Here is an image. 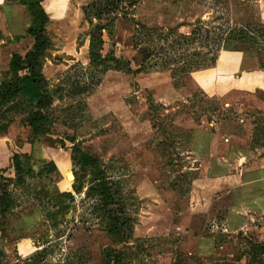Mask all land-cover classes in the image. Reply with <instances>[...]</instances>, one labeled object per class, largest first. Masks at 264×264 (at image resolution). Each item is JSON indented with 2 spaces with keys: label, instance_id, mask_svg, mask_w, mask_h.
I'll return each instance as SVG.
<instances>
[{
  "label": "rangeland",
  "instance_id": "rangeland-1",
  "mask_svg": "<svg viewBox=\"0 0 264 264\" xmlns=\"http://www.w3.org/2000/svg\"><path fill=\"white\" fill-rule=\"evenodd\" d=\"M91 1L40 4L48 45L36 72L48 104L39 109L14 93L0 99V154L9 162L0 169V194L17 205L6 217L9 229H0L8 240L0 264H263V220L226 213L245 168L237 160L256 153L255 135L264 138V45L223 48L213 66L183 73L167 57L145 59L131 41L140 28L161 32L154 42L161 36L165 46L198 23L214 33L226 18L259 26L261 5L130 0L118 15L89 24L83 9ZM32 4L1 1L0 98L4 85L26 74L10 67L31 51L26 30L39 28L28 15ZM192 48L205 52L198 42ZM91 53L108 64L127 61L120 68L129 72L102 73L89 64ZM35 112L44 121L32 132ZM84 157L94 166H82ZM102 188L114 195L107 206L95 193Z\"/></svg>",
  "mask_w": 264,
  "mask_h": 264
},
{
  "label": "trees",
  "instance_id": "trees-1",
  "mask_svg": "<svg viewBox=\"0 0 264 264\" xmlns=\"http://www.w3.org/2000/svg\"><path fill=\"white\" fill-rule=\"evenodd\" d=\"M32 6L28 9L29 17L37 23L38 29L30 27L26 30V34L33 38V45L31 51L25 54L21 59L16 56L13 57L11 63V69L15 72L26 71V74L22 77H17L14 82L9 85H4L5 88L1 95V100L9 98V95L14 93L20 96L28 104H33L37 108L42 109L48 104L46 95L41 90L42 78L36 72L38 66V59L42 57L44 50L48 45V40L44 35V27L48 23V17L41 8L40 4L44 0H31ZM130 0H92L91 3L83 9L84 19L91 24L92 22H100L108 20L115 15H118L119 10L128 4ZM123 9H121L122 11ZM124 16V14H122ZM207 26V25H206ZM205 25L198 23L193 27V30L188 36H177L168 45H161V36H158L159 43L155 44L154 37L159 31H151L149 29L140 28L135 29L134 35L131 41L136 46H141L140 50H137L138 54L145 55V59H151L155 57H167L168 63H174V66H180L181 72L187 73L190 71H197L204 67L213 66L216 62V56L214 53L223 51V48L227 51L240 52V49L244 48L245 45L256 46L264 45V25L251 26L247 25L244 27L231 26L228 18L220 24L219 28H215L217 33L209 31L204 28ZM162 35V34H161ZM167 37V36H166ZM165 37L162 36V39ZM198 42L201 48L204 49V53H196L194 44ZM235 45V48L232 47ZM143 45V46H142ZM242 47V48H241ZM264 51V48H260ZM143 53V54H142ZM163 55V56H161ZM90 65L91 67L101 68L102 73L107 71H128V69L120 68L121 65H128L127 61H119L116 58H111L110 64L105 60H100L99 56L94 53L90 54ZM171 62V63H170ZM181 63V65L179 64ZM29 126L32 132H36L37 124L44 121L43 116L40 112H35L30 115ZM12 162L15 165V170L20 171L18 156L14 155ZM94 160L84 157L82 166H94ZM102 185L105 186L107 183L102 181ZM105 184V185H104ZM97 196L102 197L101 202L104 206L109 205L113 202V193L108 189L102 188L101 190H95ZM61 197L70 198V194L61 195ZM16 202L11 200L8 193L2 191L0 194V218L4 217L9 212H12L16 207ZM106 213V212H105ZM109 216L110 211L107 212ZM107 235L113 239L117 237L118 242L122 241L119 238V233L116 228L108 229ZM264 248V245H263ZM119 257V256H118Z\"/></svg>",
  "mask_w": 264,
  "mask_h": 264
},
{
  "label": "crops",
  "instance_id": "crops-1",
  "mask_svg": "<svg viewBox=\"0 0 264 264\" xmlns=\"http://www.w3.org/2000/svg\"><path fill=\"white\" fill-rule=\"evenodd\" d=\"M1 1L2 0H0V4H1ZM255 4L261 5L260 7L262 9V13H261L262 21L260 24L264 25V0H260V1L257 0ZM0 8H1V13L2 14L4 13L3 15L7 16V12H5L6 11L5 7H0ZM28 23H29V19H27L26 16L24 15L21 19L22 28L24 26L26 27L27 25H29ZM7 26H9L8 23H7ZM23 30H25V28H23ZM204 75H209L208 77H213L214 82H216L217 80L216 72H214V74H211V72L209 71L207 73H204ZM261 139H262V136L255 135V140L259 144L258 149H256V153L252 154L251 156L241 157L237 160V166L238 167L243 166L245 168L240 170L241 174L239 175V179L237 183L235 184V186H233V188L235 189L232 190L231 192V197H232L231 203H230V207L228 208V211L226 214L228 217L230 216V218L232 219H235V220L237 219V220H241L245 222L244 218L247 217L245 215L253 213L256 215L258 219L263 220L264 222V138L262 142H261ZM2 155L3 154H0V169H3L4 167L8 166V163H9L7 156H6L5 162H2ZM221 178L223 177L219 176L216 179L218 180ZM8 215L0 218V229L3 231V234L6 230L9 229L8 225L10 224L9 222H7V219H6ZM35 218H38V217H34V219ZM39 219L42 220L40 215H39L38 220ZM17 220L23 222L24 216H21V218L17 217ZM254 223L258 225L260 224L258 220ZM27 224H33V222L30 221ZM262 224L264 226V223ZM262 238L264 240V234L262 235ZM5 240L6 241L0 240V252L7 254L8 246L6 242L8 240L7 239ZM33 251L34 250H31L29 254L32 253Z\"/></svg>",
  "mask_w": 264,
  "mask_h": 264
},
{
  "label": "water",
  "instance_id": "water-1",
  "mask_svg": "<svg viewBox=\"0 0 264 264\" xmlns=\"http://www.w3.org/2000/svg\"><path fill=\"white\" fill-rule=\"evenodd\" d=\"M67 179L70 180V179H71V176L68 175V176H67Z\"/></svg>",
  "mask_w": 264,
  "mask_h": 264
}]
</instances>
